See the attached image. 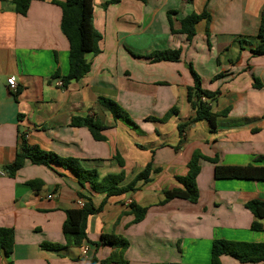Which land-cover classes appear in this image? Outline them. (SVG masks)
I'll use <instances>...</instances> for the list:
<instances>
[{
  "label": "crops",
  "instance_id": "crops-1",
  "mask_svg": "<svg viewBox=\"0 0 264 264\" xmlns=\"http://www.w3.org/2000/svg\"><path fill=\"white\" fill-rule=\"evenodd\" d=\"M65 1L35 0L23 16L11 0H0V171L5 173L0 175V227L15 232L13 254L0 256V264H91L93 258L102 264L113 252L90 243L63 253L41 248L44 242L65 244L67 210L88 199L98 207L106 195L82 188L65 169L29 161L10 177L5 168L14 163L23 135L30 146L79 159L101 178L123 172L122 186L150 163L160 170L150 182H138L137 191L108 198L103 211L87 222L90 242L103 234L126 238L129 264H211L217 239L264 243V220L263 230L253 231L255 217L246 207L264 202V182L217 180L209 161L200 163L197 203L176 199L160 205L166 190L183 188L177 177L188 174L194 155L218 158L226 167L264 166V56L252 53L259 44L264 0H120L106 8L109 0H94L100 52L86 55L91 70L83 79L61 89L57 82L69 74L70 47L55 2ZM204 12L210 19L197 25L192 42L173 33L169 17L178 32L185 17ZM165 50H181V61L149 57ZM190 66L203 89L218 92L213 111L229 110L215 131L206 121L179 131L195 116L188 102ZM11 77L17 91L8 85ZM100 98L116 102L134 125L114 119ZM174 108L178 112L161 121ZM88 116L107 127L105 141H96L86 127L71 126L74 117ZM31 181L42 186L32 188ZM132 204L148 208L138 224H133ZM221 262L241 264L230 256Z\"/></svg>",
  "mask_w": 264,
  "mask_h": 264
},
{
  "label": "trees",
  "instance_id": "trees-1",
  "mask_svg": "<svg viewBox=\"0 0 264 264\" xmlns=\"http://www.w3.org/2000/svg\"><path fill=\"white\" fill-rule=\"evenodd\" d=\"M33 1L35 0H11V3L17 14L25 16ZM119 2L120 0H109L104 7L106 8L110 4ZM55 3L62 8L61 31L69 42L70 47V71L63 78L64 85L67 87L74 81H80L90 72L91 63L87 61L86 55L100 52L99 42L101 36L93 27L94 0H66L64 3ZM169 18L173 33L183 34L187 37L188 42H192L197 35V25L202 21H208L210 15L207 12L188 15L181 21V28L178 32L174 30L171 17ZM257 39L259 40V44L252 50V53L255 56H264V11L261 16ZM149 57L156 62H180L182 59V51H156ZM190 67L193 85L188 88V102L193 111H195V116L189 121L180 124L179 131L183 133L185 128L201 121L208 122L212 131H215L218 118L226 116L229 110L219 113L213 111L212 103L216 101L218 92L203 89L201 77L193 70L192 66ZM56 77H59V73H56ZM254 86L256 88L261 87L258 78H255ZM99 104L105 111L111 113L114 119L134 125L125 110L116 102L110 99L100 98ZM177 112V108L172 109L161 121L166 122ZM71 126L75 128L86 127L96 141L106 140L103 133L107 130V127L90 116L85 118L74 117ZM115 159L121 167H124V160L120 155H116ZM202 160L209 161L215 165V178L217 180H253L264 182V166L226 167L219 164L218 158L212 159L202 155H194L188 166V174L184 177H177L178 182L183 188L166 190L163 193L164 200L160 202V205L176 199L188 201L193 204L198 202L199 189L196 180L201 172L200 163ZM27 161L37 166L43 165L65 169L77 179L82 188L89 186L93 193L106 195V199L98 207L87 198L88 202L82 208L67 210L66 220L62 230L65 244L44 242L41 248L47 251L63 253L71 248H79L86 243H90L96 250L100 247H111L113 249L110 257L102 261V264H129L125 259V253L130 246L129 241L118 234H103L99 242H90L87 234V222L89 217L103 211L108 198L137 191L138 182H150L152 173L159 172L160 170H154L152 163H150L130 184L122 186L121 184L125 177L123 172L120 174H109L101 178L96 169L85 168L79 159L63 158L38 146H30L23 135L22 146L16 155L15 161L5 168V172L10 177H15ZM29 185L32 188H36L42 186V181H31ZM79 196L86 198L82 193ZM246 207L255 217L252 230L256 232L262 231L263 225L260 221L264 220V202L254 200L247 203ZM130 208L135 216L133 224H138L145 219L148 212L147 207L132 204ZM14 245V229L0 227V256L9 259L13 254ZM223 256H230L241 264H264V243L217 239L212 245L211 264H222L221 258ZM96 262L97 259L93 258L91 264H96Z\"/></svg>",
  "mask_w": 264,
  "mask_h": 264
},
{
  "label": "built area",
  "instance_id": "built-area-1",
  "mask_svg": "<svg viewBox=\"0 0 264 264\" xmlns=\"http://www.w3.org/2000/svg\"><path fill=\"white\" fill-rule=\"evenodd\" d=\"M8 85H9L11 90L17 91V82H16V79L14 77H11L8 79ZM57 86L59 88L63 89L65 87L63 80H61V79L58 80ZM0 175H5V173L0 171ZM49 198H52V197L50 196ZM84 204L85 203L83 201L78 202V205L80 206V208H82L84 206ZM87 252H88V248H84V254H87Z\"/></svg>",
  "mask_w": 264,
  "mask_h": 264
}]
</instances>
